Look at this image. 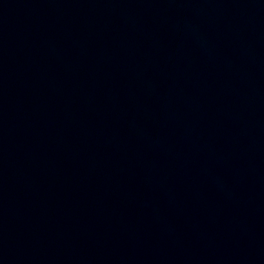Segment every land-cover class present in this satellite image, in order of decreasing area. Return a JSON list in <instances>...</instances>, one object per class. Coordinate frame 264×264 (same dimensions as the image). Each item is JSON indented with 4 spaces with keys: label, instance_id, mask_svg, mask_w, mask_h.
Here are the masks:
<instances>
[{
    "label": "water",
    "instance_id": "water-1",
    "mask_svg": "<svg viewBox=\"0 0 264 264\" xmlns=\"http://www.w3.org/2000/svg\"><path fill=\"white\" fill-rule=\"evenodd\" d=\"M0 264H264V0H0Z\"/></svg>",
    "mask_w": 264,
    "mask_h": 264
}]
</instances>
